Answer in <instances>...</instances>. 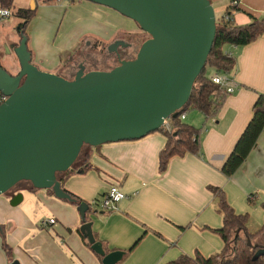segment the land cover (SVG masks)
Instances as JSON below:
<instances>
[{
	"label": "crops",
	"instance_id": "0c3cea01",
	"mask_svg": "<svg viewBox=\"0 0 264 264\" xmlns=\"http://www.w3.org/2000/svg\"><path fill=\"white\" fill-rule=\"evenodd\" d=\"M53 1L43 2L50 5ZM230 2L211 0L220 16ZM91 9L92 13L96 11ZM253 17H264V0H243L233 12V21L239 25L250 23ZM29 30L35 31L34 26ZM79 40L78 35L63 48H75ZM226 50L235 58L231 74L237 88L227 95L216 117L207 119L198 111L190 116L186 113L184 118H189L192 125H202L199 154L173 157L167 170L161 172L158 155L166 138L161 132H152L139 139L86 150L76 166L78 171L62 180L63 188L86 202L98 201L90 215L92 230L108 248L124 251L119 264H165L183 253L193 255L200 250L210 255L221 250V237L203 229L222 225L209 186L222 187L235 210L249 214L251 232L264 224V132L233 176L226 177L221 170L253 115L258 95L264 92V37L244 46L229 45ZM56 57L59 62L51 71L68 59L61 53ZM113 184L125 193L137 194L121 201L119 209L111 212L103 209L100 200ZM19 190L23 200L13 206L11 197ZM249 195L254 196L255 204L248 202ZM50 218L55 219L54 224L48 222ZM82 224L78 206L72 201L57 197L53 190L31 189L23 183L13 192L0 195V264L16 260L19 264H103L78 232ZM4 244L11 248L10 255Z\"/></svg>",
	"mask_w": 264,
	"mask_h": 264
},
{
	"label": "water",
	"instance_id": "95a60500",
	"mask_svg": "<svg viewBox=\"0 0 264 264\" xmlns=\"http://www.w3.org/2000/svg\"><path fill=\"white\" fill-rule=\"evenodd\" d=\"M133 19L150 37L136 57L110 70L81 69L74 79L42 71L32 62L27 34L14 48L20 72L10 74L0 61V195L22 181L36 189H52L74 201L58 173L77 161L85 145L142 138L162 128L189 101L206 65L216 35L211 0H89ZM24 78V80H23ZM22 191L11 205L23 200ZM89 204L78 205L83 221ZM103 264H117L124 251L105 252L92 222L81 226ZM1 230V226H0ZM264 252L260 245L257 255ZM12 264H19L16 260Z\"/></svg>",
	"mask_w": 264,
	"mask_h": 264
},
{
	"label": "trees",
	"instance_id": "16d2710c",
	"mask_svg": "<svg viewBox=\"0 0 264 264\" xmlns=\"http://www.w3.org/2000/svg\"><path fill=\"white\" fill-rule=\"evenodd\" d=\"M52 1V0H51ZM0 8H7L10 11L14 8V0H0ZM239 7H228L225 14L216 18V35L213 42L211 52L208 56L205 67L197 77L188 103L179 110L177 116L173 118L174 126L172 130L160 128L158 131L163 133L166 138L165 144L158 155V168L161 172L167 170L169 163L173 157H183L188 153L199 154L201 151V127H196L184 121L181 114L186 113L189 109H195L204 114L205 118L216 117L221 107L226 101L229 94L225 88L216 84L213 81L214 74L225 73L233 69L235 65V58L226 50L229 45L244 46L259 37H264V17L252 18V21L247 24H236L233 21V12ZM37 10V3H33L32 7L14 8V14L23 20L20 24V31L27 34L26 30L35 16ZM20 32V33H21ZM21 35V34H20ZM105 45V42H98ZM209 68L212 69L209 70ZM2 93L0 92V97ZM2 102H0L1 104ZM264 132V92L260 93L253 105V115L243 130L234 145V148L227 156L223 166L222 172L226 177H231L245 162L251 151L257 146L258 139L261 133ZM99 147V146H98ZM85 145L80 153L79 158L75 164L66 172L58 173L59 179L64 181L65 177L76 173L78 170L76 166L81 164L84 158V153L88 149L98 148ZM91 167V165H89ZM27 184L31 189H36L28 181H22L21 184ZM214 193L217 202V211L222 216V225L218 228L210 226H203V229H209L218 234L222 241L223 247L221 250L204 255L200 250H196L193 255L181 254L176 259L171 260L165 264H264V252L257 255L260 245L264 244V224L255 232H251L248 228L250 216L248 213H238L233 205L229 202L227 195L222 187L209 186ZM49 190L52 191L50 188ZM64 190L71 194L74 198L72 202L79 205L85 201L80 196L71 192L64 187ZM248 202L255 204L253 195L248 196ZM89 209L86 213V220L82 223L90 221V215L93 213L94 202H87ZM264 209V202H261ZM185 229V227H181ZM85 244L91 248L85 235L78 229ZM159 235V233H157ZM96 241L103 244V248L107 253L113 250L99 240L97 234L94 233ZM139 239L126 253H130L138 245ZM4 249L7 254H11V248L4 244ZM92 249V248H91ZM101 260L103 256L93 251ZM119 261L117 264H119Z\"/></svg>",
	"mask_w": 264,
	"mask_h": 264
},
{
	"label": "rangeland",
	"instance_id": "374dc122",
	"mask_svg": "<svg viewBox=\"0 0 264 264\" xmlns=\"http://www.w3.org/2000/svg\"><path fill=\"white\" fill-rule=\"evenodd\" d=\"M43 1L14 0V8H30L33 3H37L35 16L26 32L27 45L32 52V62L42 71L51 73L61 71L65 65L63 64L64 61L56 70L51 71V67L59 62V57L56 56L60 53L62 57L66 58L75 55L70 59V61L73 60V63L77 56H85L86 54L90 69L110 70L119 65L114 53L107 49L113 39L105 42V45H101L98 43L97 38L100 41L112 37L128 39L134 45V58L143 42L149 38V34L143 32L133 19L122 15L113 8L89 0H85L86 3H81V0H55L50 5L44 4ZM91 7L96 8V11L92 13ZM13 10H11L9 17L3 18L0 16V61L3 66H8L10 70L15 72L20 66L18 58L15 53H9L6 46L21 40L19 27L23 20L17 17ZM91 15L93 19L89 20ZM219 17L220 12L217 11L216 18ZM31 25L34 26V32L29 30ZM123 29L133 31L134 34L127 36L125 31H121ZM78 35L80 40L77 47L66 51L63 46L67 43L68 46L71 40L77 38ZM209 70L212 71L211 68ZM197 112L195 109H189L186 113L190 116ZM184 121L191 123L189 118ZM193 125L202 127V125L198 126L194 123ZM95 203L98 204V201Z\"/></svg>",
	"mask_w": 264,
	"mask_h": 264
},
{
	"label": "built area",
	"instance_id": "2783aa9c",
	"mask_svg": "<svg viewBox=\"0 0 264 264\" xmlns=\"http://www.w3.org/2000/svg\"><path fill=\"white\" fill-rule=\"evenodd\" d=\"M242 1L243 0H231L230 6L239 7V5ZM10 14H11V11L9 9L0 8V16L1 17H3V18L9 17ZM229 54H232V53L229 52ZM231 71L232 70L225 72V73L214 74V76L212 78L216 84H219L220 86L225 88L228 93L234 92L238 86L237 82L235 81L234 77L231 74ZM6 98L7 97L2 94L0 97V102H4L6 100ZM185 116H186V113L181 114L182 119H184ZM173 126H174V123H173L172 117H170L168 119H164L162 128H165L166 130H172ZM136 194H137V192H132L130 194L125 193L124 191H122L120 189L118 184H113L110 186L109 190L102 196L100 202H101V205H102L104 210L112 212V211H116L119 209V204L121 201H123L125 199L133 198ZM48 222L54 224L55 219L50 218V219H48Z\"/></svg>",
	"mask_w": 264,
	"mask_h": 264
},
{
	"label": "flooded vegetation",
	"instance_id": "af4514ba",
	"mask_svg": "<svg viewBox=\"0 0 264 264\" xmlns=\"http://www.w3.org/2000/svg\"><path fill=\"white\" fill-rule=\"evenodd\" d=\"M143 32H145V31H143ZM125 33H127L126 34L127 36H132L134 34V32L127 31V30H125ZM149 37H150V35H149ZM20 41L17 42V43H11L8 46L14 45V48H15L16 46H18L20 44ZM14 48H11L9 53H15ZM107 49H108V51H111V52L114 53V55L116 56V59H117L118 64L122 60L134 59V57H133L134 56V52H135L134 51V45H133V43H130V41L128 39H125L123 37H118V38L113 39V42L108 45V48ZM74 56L75 55H71L65 61V63H64L65 65L62 67V70L59 71L56 74H59V75L65 77L66 79H74L75 76H76V74H77V72L79 70H81V69L84 71V73L89 72V71H92V70H98L96 68H91L90 69L88 67L89 66V59L87 58L88 56L86 54H85V56H77V58H75V61L73 63V60L70 61V59L73 58ZM3 67L10 74H12L14 76L18 75L19 72H20V69H21V67L19 66L18 69H17V71L14 72V71L10 70V68L8 66H7L8 68L5 67V66H3ZM23 80H24V78H23Z\"/></svg>",
	"mask_w": 264,
	"mask_h": 264
}]
</instances>
